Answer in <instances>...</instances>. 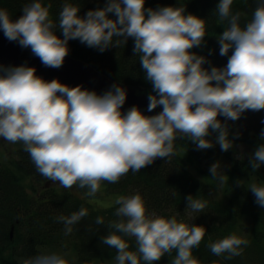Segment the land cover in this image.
<instances>
[{
    "label": "clouds",
    "instance_id": "clouds-1",
    "mask_svg": "<svg viewBox=\"0 0 264 264\" xmlns=\"http://www.w3.org/2000/svg\"><path fill=\"white\" fill-rule=\"evenodd\" d=\"M232 4L233 0H217L215 6L218 20L226 25L216 35L219 53L228 56L224 65L207 63L203 53L193 50L206 43L207 22L186 11L184 0L156 6H146L145 0H105L83 14L81 0H61L55 15L52 0H25L15 18L0 6L4 35L30 47L46 66L63 64L70 39L102 52L132 37V52L152 85L147 111L135 103L122 109L127 88L118 80L98 92L58 77L47 79L26 61L0 64V138L21 142L39 173L65 188L84 189V197L94 196L102 181H118L129 169L136 172L158 157L171 159L178 137L201 149L213 143L229 149L240 135L238 129L230 130L229 121L247 109H264V0H256L243 23ZM157 105L161 109L153 113ZM259 137L261 142L249 155L253 170L264 164V126ZM209 173L218 183L226 179L219 160L210 164ZM247 187L264 206V182L253 180ZM185 199L183 215H165L150 210L139 190L116 196L115 218L107 221L109 231L101 237L116 250L112 264H153L173 250L170 264H205L193 249L206 226L194 218L208 201L192 193ZM88 211L82 204L69 214H58L64 234L71 233ZM95 223H105L104 216L97 215ZM248 244L246 235L233 231L207 246L227 260ZM74 260L65 250H42L22 264Z\"/></svg>",
    "mask_w": 264,
    "mask_h": 264
},
{
    "label": "trees",
    "instance_id": "trees-1",
    "mask_svg": "<svg viewBox=\"0 0 264 264\" xmlns=\"http://www.w3.org/2000/svg\"><path fill=\"white\" fill-rule=\"evenodd\" d=\"M25 0H0L13 15L21 14ZM105 0H81L80 13L96 6H103ZM176 0H145V5L175 3ZM186 11L206 17V43L193 50L203 53L207 63L224 65L227 55L219 53L216 35L226 26L219 21L215 12L217 0H184ZM61 0H52L51 12L55 15ZM256 0H233V10H240L241 22L250 18ZM111 15V13H110ZM62 34V33H60ZM133 38L119 47H109L99 51L79 41L69 40L67 54L81 58L104 72L112 79L125 84L152 91L151 82L144 78L143 69L137 55L132 52ZM231 49L229 50V54ZM161 107L160 105H157ZM261 117L264 109L245 110L235 121H229L230 130H239L240 135L227 150L218 143L208 148H197L186 137H178L171 159L158 157L151 164L136 172L131 169L118 181L101 182V189L91 197L81 195L85 190L75 185L65 188L58 181H52L36 170L29 154L21 142L4 140L2 144L9 154L0 158V264H22L24 258L42 250H65L74 256L73 264H112L116 250L103 243L101 237L109 229L107 221L114 219L115 202L100 203L97 197L120 195L139 190L145 197L150 210L170 215L184 214L186 195L192 193L208 201L194 218V222L206 226V232L193 254L210 264H264V206H260L254 194L247 187L253 180L264 182V164L253 170L249 155L261 142L259 137ZM223 119V117H221ZM213 134V139H214ZM251 147L250 152L240 153L239 144ZM14 144V146H11ZM219 160L226 179L221 184L213 180L209 173L212 162ZM88 208V214L73 226L67 235L63 223L56 219L61 212L69 214L81 205ZM103 215L105 223L97 225L95 217ZM14 228L11 235V228ZM246 235L249 244L243 246L239 255L223 260L212 253L208 242L230 232ZM135 247L134 238H129ZM175 254H164L153 264H170Z\"/></svg>",
    "mask_w": 264,
    "mask_h": 264
},
{
    "label": "water",
    "instance_id": "water-1",
    "mask_svg": "<svg viewBox=\"0 0 264 264\" xmlns=\"http://www.w3.org/2000/svg\"><path fill=\"white\" fill-rule=\"evenodd\" d=\"M35 65L38 74L47 79L58 77L61 81L71 85L81 83L85 87L95 88L98 92L106 89L113 81L104 72L95 68L89 62L67 54L64 62L59 67L44 65L40 58L31 52L30 47H22L16 40H9L0 29V64H19L22 62ZM123 83V82H121ZM127 88V96L122 109H127L133 103L138 104L143 110L147 111V93L144 88L123 83ZM161 107L156 106L151 111L157 112ZM13 226L11 235L13 234Z\"/></svg>",
    "mask_w": 264,
    "mask_h": 264
},
{
    "label": "rangeland",
    "instance_id": "rangeland-1",
    "mask_svg": "<svg viewBox=\"0 0 264 264\" xmlns=\"http://www.w3.org/2000/svg\"><path fill=\"white\" fill-rule=\"evenodd\" d=\"M146 93L148 94V92ZM3 141H4L3 139H0V158L6 157L9 154L8 152H6V148L2 144ZM11 146H14V144H12ZM238 149L240 150V153H244V152H250L251 147H249L244 143V144H239ZM116 196H117L116 194L115 195L109 194L104 196L103 198L97 197V199L100 203L107 204L115 201Z\"/></svg>",
    "mask_w": 264,
    "mask_h": 264
}]
</instances>
